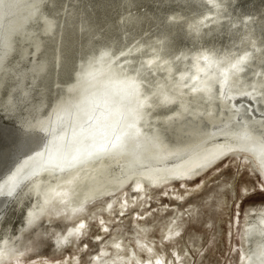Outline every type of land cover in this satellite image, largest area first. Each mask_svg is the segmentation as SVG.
I'll return each instance as SVG.
<instances>
[{"label": "rangeland", "instance_id": "obj_1", "mask_svg": "<svg viewBox=\"0 0 264 264\" xmlns=\"http://www.w3.org/2000/svg\"><path fill=\"white\" fill-rule=\"evenodd\" d=\"M10 1L11 0H4V3H3L2 8L0 10V13H1L0 14V26H2L4 24V22L7 21L8 16L6 15L5 9L9 8V6L11 4ZM63 1L64 0H61V2H60V0H57V1L46 0V2H45L44 0L43 1L42 0L41 1L40 0H33V3H32V0H25L22 2V4H20V8L23 11L22 15H24L23 17H26V14L30 12L29 9L31 10L34 8L37 12H39V13L35 12L36 16L38 14L39 20L33 21L32 23H30L31 26L28 25L24 29L23 38L21 36H15L14 43H16V46H17L16 48L18 50H20L17 52V55L12 57L9 60H6L5 62L0 61V73H1L0 74V84H5L4 92H2V95L6 97V102H7L6 104L10 108L13 107L12 105L16 106V104H15L16 100H15L14 95L19 96L20 94L15 92L14 90H16L18 84L20 83V81H18V79L22 75V73H24V71H23L24 69H22V68L25 66H27V68H28L27 71H31V72L27 73L25 71L26 73L24 74V77L20 79L21 82L22 81L25 82V83L23 82L22 85L23 86L25 85L23 88L28 93H26L27 96L24 94L26 96V100L24 99V96H23V104H22V106H20L21 112L20 111L19 112L22 113L23 116L27 115L30 119L32 118L31 120H33V121L36 120L35 122H39V123L40 122L45 123L48 120L50 122V120H52L58 113L64 111L63 108L64 109L70 108L68 110H71L72 108L75 109L76 105H79V104L74 105V103H75L74 100L78 99L80 92H84V93H82L83 96H82V94L80 95V96H82V98L85 96L86 90L88 92V93L86 92V95L88 97L91 95H94L95 93H101L102 90H104L105 88H108L109 85H113L112 81H114L115 79H118V80H116L115 86L121 85L122 87H125V88L127 87L128 90L131 89V87H132L131 96H129L130 101H127L126 105L131 104V106H133L134 111L136 112L137 116L143 110L145 112L144 114H146V115L148 112H150L151 117H148V119L151 120L150 123L148 125H144L142 127H144L143 130L145 132V135H148L152 140L154 139L153 142L156 141L157 143L158 142L161 143L169 135L170 136L168 138L170 139L171 135H172V136H174L175 140L178 137V138H180V140L183 141V142L180 140L178 141V139H177V141H178L177 144H180V145L185 144V142H187V141L189 142L188 139H190V142L193 140L196 141V142L193 141L194 145H199L200 142L202 143V141H203L202 138H201L202 141H200L201 140L200 137L203 136L202 133H204V136L211 133V129L208 127L209 126L208 123H207L208 124V126H207V124H204L205 122L200 123V121H198V120L196 121L195 116H192V114L190 112L188 115V117H189L188 121L190 123L187 120H186L187 122L185 121L186 123H183L185 119H183V122L182 121L181 122L176 121L178 119H174V118L172 119L171 115L169 116L168 113H169L170 107L174 105L173 106L174 108H176V109L179 108L178 111L181 110L180 113L182 112L181 113L182 116L184 115L187 117L188 111L186 109H184L185 111L182 109V107L180 105L182 102L184 103V101L185 102L190 101L191 99H194L195 97H197L198 99L203 98L202 100H204V98H206V97L208 98L207 94L200 96V97L193 94V92L198 93L199 90L206 88V87H200L204 83H206L205 86H207V84H210L209 86H212L216 82L215 85L217 86L218 85L217 83H219V82L223 83L224 82V78L223 79H220V78L225 75V72H223V70L221 71L218 68L219 64L218 65L216 64L217 68L215 66L213 68L212 65H209V67H208L209 63H207L211 58L207 54V51L209 52L210 55H211V53L213 55L216 50H218L220 48H224L226 45L228 46L229 39L225 33L221 32L222 30L220 29V28H222L223 24H220V22H219L220 25L218 26V23L216 21L214 23L212 22V25L207 24L209 27L206 26V24L204 25L205 26L204 27L203 24H201V23H203V21H197L198 23L195 26H193V25L196 22L191 23L190 26L192 28H190V26H188L189 24L186 25L184 20H181L180 17L176 16V17L171 18L170 17L171 15L170 16L167 15L168 13L166 15L163 13L165 18L163 16L162 17L163 19L161 18V21H160V19L156 20L157 19L156 17H155L156 19H153L154 16L152 17L153 14L150 12L149 9L151 7V10H154L155 7H157V4L159 5V3H160L159 0L158 1L156 0L154 2H152L153 0H149V2H148V0H140V2H142V1L144 2V3L139 2L141 4V6H140V4L137 3L139 0L137 2H136V0L135 1L134 0H126V1L123 0L122 2H121V0H119V1L114 0V2H110V0L109 1L108 0H94V1L93 0H74L75 3H73V0H68V2L66 0V2L64 1V3H63ZM88 1H89V4L87 5ZM92 1H93L92 5H95L93 7H91ZM100 1L104 4L102 5V3ZM227 1H229V0H227ZM30 2L32 5L30 4ZM47 2H48V4H47ZM50 2H52V3H50ZM55 2H56V5H55ZM71 2L74 4V6L72 5ZM84 2H85V4H83ZM161 2H162V0H161ZM202 2L204 3L203 0H202ZM41 3H42V7H41ZM62 3L64 5H62ZM66 3L67 4L69 3V4L66 5ZM112 3L115 5H113ZM149 3H151V5ZM164 3H165V1H164ZM29 4L31 5V7ZM46 4L47 5L51 4V5L46 6ZM78 4H81V5H78ZM105 4H106V6H105ZM142 4H144L145 6H143ZM155 4H156V6H155ZM162 4L163 3H160L158 8ZM96 5L98 8L100 6V8H102V10H100V8L98 9L96 7ZM149 5H150V7H149ZM36 6L41 7V8L39 9ZM80 6H82V7H80ZM123 6H124V8H123ZM127 6H129L130 9H127L128 8ZM239 6H241V5L239 4ZM243 6H246V5H242L241 7H238V5H237V7H234V8H240L242 10H245L246 7L244 8ZM45 7L47 9L49 7V9H48L49 11L45 10L46 9ZM50 7H53V11H52V13L54 12L53 14H51L52 9ZM94 7L97 9H95ZM104 7L107 9H105ZM114 7H116V10ZM142 7H143V9H142ZM152 7H153V9H152ZM161 7H164V4ZM231 7H233V6H231ZM253 7L251 6L250 11H249L251 16L254 15V9L252 10ZM120 8L123 9L125 12L123 10H120ZM158 8H156L155 10H158ZM160 8H159V10H160ZM54 9L56 10V12ZM60 9L62 10V12ZM88 9L90 11H88ZM140 9H142L143 12ZM24 11H25V13H24ZM117 11H118V14H117ZM119 11H121V13ZM91 12L93 15L91 14ZM102 12L103 13L105 12L106 15L102 14ZM112 12L113 13L115 12L114 14L117 16V18L114 16V14L112 15ZM252 12H253V15H252ZM55 13L58 16H55L56 15ZM71 13H72V15H71ZM75 13H76V15L73 16V14H75ZM79 13H80V16H79ZM83 13H84V15H83ZM131 13H133V14H131ZM140 13H144V14H142V16H141ZM66 14H68V15H66ZM98 14H100V15H98ZM101 14H102V16H101ZM122 14H124V16ZM129 14L131 15L130 18L128 17ZM138 14L140 16H138ZM250 14L248 13V15H250ZM49 16H51V17H49ZM167 16H169V17H167ZM58 17H60V18H58ZM69 17H72V18H69ZM95 17H97V18L95 19ZM99 17H101V18L99 19ZM111 17H112V19H111ZM138 17H139V19H138ZM83 18H85V20ZM104 18H107V19H104ZM124 18H125V21H124ZM140 18H142V19H140ZM144 18L146 19V22H147V18H150L153 21H150L148 19L149 22L145 23ZM175 18H177V19H175ZM53 19H56V20L54 21ZM76 19H78V20H76ZM88 20H89V22H88ZM165 20H168L172 27H175L176 22H177L178 25L175 28H178V26L183 25L182 22H184L186 27H183V26L182 27L185 30L184 34H185V36H187V38L185 36H184L185 38H182L183 37L182 34H180V36H179V34L171 35L166 30L161 29V27L159 26V24L161 22L162 23L160 25H162L163 22H166V24L169 25V23ZM70 21H72L74 24H72V22H70ZM94 21H96V22H94ZM122 21H123V23H122ZM156 21H158V24ZM179 21H181V22L179 23ZM251 21L252 22L255 21V22H253V23L251 22V23L253 25L255 24V26L257 25V27L259 24H263V25H259V26L260 27L262 26L261 28L264 29V23H263L264 20H262L260 22L258 20L257 23H259V24H257L256 23L257 18L254 19L252 17ZM45 22H48L49 24L51 23L49 25L51 28L53 27V25L55 27V24L57 26V28H55V30H57V31L53 30L54 28L50 29V27H49L50 31H52L54 33H52V35H51V32H50V34L47 35V37L42 36V33H41L42 25H43L42 23H45ZM85 22L86 23L88 22V23L85 24ZM104 22L105 23L107 22L106 25ZM132 22H135L136 25H140V26L138 27L135 25V28H134V23L131 24ZM139 22H141L142 24ZM199 22H200L201 28L199 26ZM92 23L94 25L93 28L91 27ZM95 23H97V25H95ZM148 23H150V25ZM215 23L217 25H213ZM119 24L120 25L123 24V25L119 27ZM59 25H60V27H59ZM71 25H73L74 28L76 26L77 30H75L76 28L75 29L72 28V29H74V30H72ZM80 25L83 27H81ZM87 25H89V26H87ZM126 25L127 26L132 25V26L128 27L131 31L128 30ZM101 26L104 28V30H103V28H101ZM157 26L159 28H157ZM217 26H218V28L220 27L219 30H221V31L217 30L218 29ZM79 27H80V29H79ZM87 27H89V28H87ZM130 27L131 28L133 27V30ZM154 27H156V30L154 29ZM187 27H189V28H187ZM206 27L210 28L212 32L211 31L208 32L207 31L208 29ZM112 28L115 30L117 28L118 31L116 30L117 31L116 32ZM123 28L125 29V32L122 31V30H124ZM126 28L128 31L132 32V35H134V36H131V33L130 32L128 33ZM137 28H140V30ZM142 28H144L148 33L146 32L147 34H144L145 30ZM151 28L154 30L151 31L152 30ZM204 28H206V30ZM85 29L87 31V34H85L86 33ZM87 29H89L91 31H89ZM134 29H136L135 32L137 34L135 32H134L135 34H133ZM186 29L190 30L188 32H191V33L186 32L187 31ZM195 29H197V30L195 31ZM202 29H203V31H202ZM37 30L38 31L40 30L39 33ZM82 30H83V32H82ZM97 30H98V32H97ZM106 30H107V32H106ZM149 30L151 31V33L154 32L155 33L154 35H156V36L154 37V35H152L153 33L151 34L149 32ZM162 30L164 31L163 34H162V32H163ZM75 31L77 33H75ZM110 31L111 32L113 31V32L111 33ZM119 31L120 32L122 31V32L120 33ZM192 31H193V34H196L198 32L197 34H199L200 36L197 34L192 35ZM204 31H206V32H204ZM158 32H159V37L157 34ZM74 33L76 34V37H78V38L75 37ZM100 33H102L103 35ZM115 33L117 35L118 34L119 35L122 34V35H120V38H118V36ZM123 33L125 35L128 34L129 36H127V35L125 36V35H123ZM149 33H150V35H149ZM209 33L210 34L212 33V35H210ZM220 33H222V34H220ZM54 34H55V36H54ZM64 34L67 36V39H66V36H64V38H63ZM67 34H70L71 38L74 37V38H72L73 40L69 39V40H71V42L68 40V38H70V37ZM78 34L81 35V37H82L81 39H79L80 35H78ZM91 34H93V35H91ZM164 34H165V37L163 36ZM166 34H167V36H166ZM27 35L28 36L30 35V37H28ZM56 35H58V36H56ZM59 35L61 36V40L59 39L60 38ZM82 35L85 37V40H84V37ZM88 35H91L92 37L89 36L90 37L89 38ZM147 35H149V36H147ZM168 35H169V37H168ZM188 35L190 36V38ZM112 36L113 37L117 36L116 37L117 39L112 38ZM124 36L126 37V40H125V38H123ZM145 36L149 37L148 40H147V37H145ZM194 36L197 39L196 41H195ZM198 36L201 40H203L202 43H200L201 41H200V39H198ZM201 36H203L204 39L205 38L207 39L205 41V42H207V44L209 41H211V43H213V44L210 45L211 44L210 42L208 45L205 44L204 39ZM25 37H26V40H25ZM55 37H56V41H55ZM96 37H98L99 40ZM127 37L128 38L133 37L134 40L129 38V41H130L129 42V41H127L128 40ZM136 37H137V39H136ZM161 37H162V40H161ZM176 37H178L179 40ZM221 37L223 38L222 40H221ZM225 37H227V38H225ZM27 38H29V40ZM31 38H35L34 40L37 42H38V39L41 38V39H39V42H38L39 44L35 43L36 45L34 44L31 47H29L28 52H30L31 50L34 52V50L36 48V52H37V49H39L38 53H40V54L35 56L36 59L34 61H32L34 63V64L32 63V65L27 58H23V55L26 52L23 53V55H21V53L24 51V49H26L25 47L29 46L28 43L31 40ZM46 38H47V40H46ZM75 38H76V40H75ZM108 38H111V39H108ZM142 38H143V40H142ZM169 38H170V40H169ZM63 39H64V41H63ZM112 39H113V41L111 42L110 40H112ZM154 39L156 42L154 41ZM184 39L185 40L188 39V40H186L187 42ZM189 39L190 40L192 39V42L193 41H195V42L192 43ZM74 40L79 43L80 47H82V50L80 47H78L79 45L77 46L78 43L75 44ZM122 40H124V41L122 42ZM140 40H142L141 42H143V43H140ZM149 40L150 41L152 40V41L150 42ZM168 40L171 43H169ZM225 40L226 41L228 40V43L225 42ZM20 41L22 42L23 45L21 44ZM50 41H51V45H50ZM62 41L64 44H61ZM84 41H86L85 43L88 46V48L86 45H84L85 44ZM147 41H149L148 43H150L149 46H148ZM181 41H183V42L185 41L184 42L185 45L183 44V42L181 43V44H183V45H181L182 47L180 46ZM198 41H199V43H198ZM25 42H28V43L24 44ZM95 42H97V43L102 42L101 43L102 45L100 44L101 48H100L99 43L96 44ZM119 42H120V44L117 45V43H119ZM196 42L199 44L200 47L198 46V44ZM216 42H218V45H219L218 48L216 47L217 46ZM52 43L54 44L53 48H51L53 46ZM71 43H72V45H71ZM106 43H109V45ZM121 43H123L122 45H124L125 48H123L124 46H122ZM124 43H126V45ZM67 44H68V46H67ZM128 44H130V45H128ZM152 44H154V45H152ZM156 44H160L161 47L159 48ZM161 44H165L168 47H166L165 45H163V47H162ZM171 44L173 45V47L171 46ZM204 44H205V46L203 47ZM214 44H216V45L214 46ZM220 44L222 47H220ZM58 45L60 47L62 45V48L60 49ZM63 45L66 48H64ZM73 45L76 46L77 48L74 47ZM82 45H84V47H86L87 50L85 48H83ZM195 45H196V47H194ZM132 46H133V48H132ZM169 46H171L172 48ZM207 46H208V48H207ZM22 47H24V48H22ZM44 47H46V49ZM67 47H68V50L72 47L71 48L72 51L69 50L71 52L68 53ZM94 47H98L97 50L94 49ZM149 47H150V49H149ZM211 47H212V49H211ZM215 47L217 49H215ZM237 47H239L238 44H237ZM119 48H121V49H119ZM196 48H197V50H196ZM255 48L257 49V47H254L253 49L245 50L244 53L242 52L241 56H239V57L244 56L246 53H248L249 55L251 54L250 55L251 57H249V55H248L246 62L249 61V63L251 62L252 65L253 64H260V65H262V67L264 69V59L262 58L263 62H261L260 59H257L258 56L260 55V52L258 49L256 52H254ZM54 49H55V51H52ZM73 49H78V50H73ZM98 49H99V51H98ZM125 49L126 50L128 49L129 52L125 51ZM135 49H137V50H135ZM155 49L156 50L159 49V51H160V49L162 50V51H160V52H162L161 57L159 55L160 52H158V50L156 52ZM168 49L169 50L171 49L170 50L171 52ZM182 49H183V51H185L184 53L181 52ZM208 49L209 50L211 49V50L209 51ZM60 50H63V52L61 51L62 52L61 53ZM85 50H86V54L83 53V52H85ZM92 50L98 51V53L95 51L93 52ZM75 51H77L76 53L78 55H80V58H79V56H77ZM140 51H142V53H140ZM177 51L179 52L178 53L179 57H177L178 59L174 57L177 55ZM249 51H251V52L249 53ZM43 52H45V55ZM80 52H81L83 57L81 56ZM92 52H93V54H91ZM99 52H100V54H99ZM165 52H167L168 54ZM54 53H56V54H54ZM64 53H66V55L70 54L73 56L70 57V55L69 56L67 55V57H66ZM95 53H97V54H95ZM112 53H113V55H112ZM127 53H128V56H127ZM172 53L174 55V56H172L173 58L170 55ZM257 53L259 54L258 56H256ZM58 54L60 55V57ZM83 54H85V56ZM89 54H90V56H89ZM182 54H184L185 58L187 56V58H186L187 60L184 59ZM198 54H201V55H198ZM56 55H58V56H56ZM95 55H97V56H95ZM190 55H191V57H190ZM196 55H198L200 59L198 58V56L196 57ZM137 56H138V58H137ZM150 56H152V57H150ZM181 56H182V58L179 61V58ZM208 56H209V58H208ZM255 56H256L257 60H254ZM51 57H52V59H51ZM81 57H82V59H81ZM89 57H91V58H89ZM167 57H168V60L165 59ZM53 58L55 59V62H54ZM70 58L71 59L73 58L76 63H74V60L73 59L71 60ZM85 58H87V60ZM163 58H164V60H163ZM191 58L193 61H191ZM238 58L233 60V62L236 61ZM144 59H146V60L143 61ZM155 59H158V60H155ZM198 59H199V61H198ZM69 60L71 62H73L74 64H72V63L69 64L70 63ZM94 60H95V62H94ZM107 60H109V61H107ZM121 60L123 62H121ZM136 60L138 62H136ZM188 60L190 61V64H188L189 63ZM205 60H206V62H205ZM91 61L94 62V65L92 64ZM113 61H114V63H112ZM127 61H128V63H127ZM131 61L133 62V64ZM150 61H151V63H150ZM162 61L163 62L166 61V63H163ZM171 61H173V62H171ZM182 61L184 63H182ZM202 61H204V62H202ZM105 62L106 63L108 62V63L106 64ZM185 62H187V64H185ZM79 63H81V65L77 66ZM86 63H88L89 65ZM90 63H91V65H90ZM136 63H138L137 66H136ZM201 63L203 65L202 67H201ZM251 63L249 65L247 63H244L245 65H243V66L246 69H249L248 67L251 66ZM101 64H103V65L101 66ZM113 64H115V65H113ZM134 64H135V67H133ZM149 64L152 67H149ZM162 64H164V65H162ZM165 64H166V66H168V64H169V67H166ZM170 64L172 65V67ZM72 65L74 67V71H73ZM87 65L89 66L88 68H87ZM92 65H93V69H95L97 67V69L100 70V71H98L99 74L101 71H102V73L104 72L103 73L104 75L101 73L103 76V79H101V77H102L101 74H100V77L97 76V75H99V74H97L95 76V78H97V79L94 80V81H96L95 82L96 85H94V82H92V83H90L89 88L84 87V91H83V89H81L82 85L80 87L77 83L82 82L81 79L83 80L84 75L89 73V71H87V73H86L85 70L88 69L91 71ZM107 65H109V67H107ZM117 65H118V67H117ZM141 65L143 66L144 69H147V70L142 69ZM197 65H198V68H197ZM66 66H67L68 71L66 70V73H65V69H66L65 67ZM128 66L132 67V68H129ZM153 66H154L155 70L153 69ZM205 66L208 68L209 71L206 69ZM51 67H53L54 69ZM63 67L65 69L61 70V68H63ZM98 67H100L101 69ZM102 67H104V68H102ZM121 67L125 68V69L127 68L126 71H125V69H122ZM158 67H159V69H157ZM170 67H171V70H169ZM175 67L177 69L176 73L179 74V75L177 74L178 77L175 73H173V72H175L174 70H176V69H174ZM184 67H185V69H184ZM41 68H42V70H41ZM77 68H78V70H77ZM163 68L168 73H166L165 71H162ZM180 68H181V70H180ZM188 68H190V69L192 68V71H193V69H194V71L192 72ZM58 69H59V71H61L60 73L57 72ZM70 69H71V71H70ZM120 69H122V70H120ZM128 69L130 70V72L127 71ZM205 69L208 71V74H206V77L204 75L206 73ZM40 70L42 72V73H40V76L43 75L45 77L47 75L51 78V75H53L52 79L54 80L53 81L54 84H57V85L60 84L59 85L60 87L56 86V85H55V87L51 86L52 92H50L48 90H47V92H44L46 94L48 93V95H47L48 99L45 96V94H44V97L41 96L40 99H39V97H36L37 96L36 90L34 91V89L36 87L33 85V83L31 84V82L33 80V74L40 72ZM43 70L45 71L44 73H43ZM50 70H51V72L49 73ZM53 70H55V71H53ZM117 70H119V71H117ZM134 70H136V71H134ZM139 70L141 73L138 72ZM148 70H149V72L153 70V73L150 72L148 75V73H147ZM157 70H159V71H157ZM214 70L217 71L216 74H215V72H213ZM75 71H77V72H75ZM108 71L111 72V74L110 73L108 74ZM169 71L173 74H170ZM53 72H54V74H53ZM72 72H73V75H72ZM105 72H106V74H105ZM124 72H125V75L129 74V76L127 75L129 78L123 74ZM221 72H223V74ZM45 73H46V75H45ZM61 73H62V75H61ZM75 73H76V75H77V73L78 74L81 73V74L77 75V78H76ZM112 73H114V74L112 75ZM121 73H122V75H120ZM130 73L132 75H135L134 73H136V75L132 76ZM156 73H157V75L159 73H161L158 75V76H160V77H158V79L156 78L157 77ZM212 73H214L215 75ZM261 73H257V75H255L256 78H257L258 74H260V75H262L261 78L264 79L263 78L264 77L263 76L264 71H262ZM57 74L59 75V77L56 76ZM139 74L140 75L143 74V76H140L137 79V76H139ZM151 74H152V76H151ZM194 74L196 75V77H194ZM217 74L218 75L222 74V75H221V77L219 76L220 77L219 78L216 76ZM69 75H71V76H69ZM74 75H75V77H74ZM106 75H107L108 79L106 78ZM153 75H155L156 77ZM167 75H168V78H167ZM171 75H172V77H171ZM64 76H65V79L66 78L68 80L70 79L69 83H66V82H65V84L59 83V81H60L59 78H62ZM67 76H69V77H67ZM72 76L75 79H73ZM130 76H132L133 78L131 79ZM147 76H149V78L151 76L152 81L150 79H148ZM161 76H162L163 80H162ZM201 76L203 78H201ZM210 76H212V77L214 76V77L212 78ZM255 76H254V78H255ZM17 77H18V79H17ZM141 77H143L145 79L143 80V78L141 79ZM170 77H171V81H170ZM79 78H80V80H79ZM109 78H110V80H109ZM112 78L113 79L115 78V79L113 80ZM256 78L254 80L258 82L257 79L259 78L258 83L260 84V82H262V79L260 78V76H258L257 79ZM146 79H147V81H145ZM176 79H178V80H176ZM75 80L77 83L75 82ZM104 80H109V81H106V83H104L105 82ZM131 80H133V82ZM153 80H155V83ZM172 80H176L177 82L179 81L178 85H176L177 82H176V84H173V82L175 83V81H172ZM194 80L196 81V83L193 82ZM57 81H58V83H57ZM72 81H74L75 84H77L78 86L75 84L73 85L74 82H72ZM98 81H101L103 83L101 84V82H98ZM141 81H142V85H141L142 88L141 89L142 90L144 89L141 92L142 94L144 92V94L142 96L143 99L139 98L141 101H136L135 99L137 96V88L141 87L140 86ZM160 81H163V84H164V81H166L164 84V86L165 85L166 86L163 87L161 85L162 82H160ZM189 81H191V82H189ZM199 81H201V82H199ZM147 82L149 85L147 84ZM156 82H158V83L156 84ZM181 82L183 83L182 84L183 86H181V84H180ZM184 82L185 83L187 82V83L184 84ZM107 83H108V85H107ZM131 83H133V85H131ZM150 83H152L153 87L150 85ZM190 83L192 84V86L195 85V87H193V89H192V87L189 88V86H191ZM80 84H82V83H80ZM143 85L144 86L147 85L148 87H150V88L147 87L149 89V91H147L148 89L145 88ZM156 85L157 86L159 85L158 88H156L157 87ZM160 85L162 86L163 90H164V88L165 89L167 88L166 89L167 91L164 90V91H162L163 92L162 93L161 92L162 89L160 88L161 87ZM184 85H186V86L188 85V87H186V86L184 87ZM74 86H75L76 90H74L75 89ZM90 86H93V88H91ZM100 86H102V87L100 88ZM216 86H214V87H216ZM57 87H59V88H57ZM61 87L65 88L66 90H64ZM78 87H79V89H78ZM214 87L212 86L211 91L217 90L216 91L217 95L215 94L214 96H217V98H218V95H219L218 92L220 91L221 87L220 86L218 88L216 87L217 89H214ZM72 88H74V89L71 90ZM95 88H96V90H95ZM97 88H98V90H97ZM188 88L190 90H188ZM58 89H60V92L57 91ZM61 89H63V90H61ZM77 89L80 92H78ZM88 89L91 91H88ZM168 89L170 92L172 91L171 94H173L174 96H172L169 93ZM31 90L34 92H30ZM192 90H195L197 92L192 91ZM61 91H63V92H61ZM72 91H73V93H72ZM151 91H153V92L150 96ZM182 91H183V95H182V93H180ZM186 91H187V93H186ZM211 91H210V93H211ZM154 92H155V95L157 98L153 94ZM159 92H161V93L158 94ZM176 92H177V95H179V96H176V94H175ZM207 92L208 91H206L205 93H207ZM34 93L36 96H34ZM60 93H62V94H60ZM67 93H69V95H67ZM76 93H79V94H76ZM90 93H91V95H90ZM145 93L148 94V95L146 94L148 96V98L145 95ZM39 94H38V96H39ZM64 94H66V95L64 96ZM70 94L72 97H70ZM161 94L163 95L162 97H161ZM21 95H22V93H21ZM28 95H32V96L30 97ZM164 95H167L165 97L166 98L168 97L170 99V101H171V98H173V97L178 98L180 96L182 97L185 95H186V97H182L185 99V100L182 99L183 101L181 100V98H180V101H179V99H177L179 102L173 98L174 104L172 102V105L169 106L170 103L168 101L165 103V101L168 100V98L167 99L164 98ZM67 96H69V97H67ZM152 96H154V97H152ZM158 96H159V99H158ZM170 96H172V97H170ZM187 96L188 97L190 96V98H187ZM12 97H14L13 100H12ZM21 97L22 96H20V98ZM28 97H30V99H28ZM61 97H62V99H61ZM49 98H50V100H49ZM55 98H57V99H55ZM133 98H135V99H133ZM154 98H156V100H157L156 102H154L155 101ZM197 98H195V99H197ZM58 99H60L61 100L60 102L62 103V104L61 103L59 104V107H58V103H59ZM152 99L154 100L153 102H152ZM160 99L162 101H164V99H166V100L162 104V101ZM28 100L30 101L31 104L33 103L32 107H31V104H29ZM42 100H43V102H42ZM51 100L53 101V103L49 102ZM11 101H13V102H11ZM71 101H73V102H71ZM81 101H84V99H81ZM35 102H37L39 104H36ZM66 102H67V104H66ZM68 102H69V105H68ZM70 102H71V106H70ZM64 103H65V105H64ZM147 103H148V105L150 104L149 105L150 107L147 106ZM153 103H155V105ZM156 103H158V105ZM152 104H153V107L151 106ZM165 104H167L168 108ZM72 105L75 107H73ZM33 106L34 107L37 106V107L34 108ZM138 106H140L141 107L140 109H142V110H139ZM158 106H159V108L162 106L161 107L162 109L161 110L158 109L157 108ZM60 107H63V108H60ZM164 107H166L167 109ZM13 108H15V107H13ZM38 108H39V110H38ZM55 108H57L56 109L57 112H56V110H54ZM155 108H157L158 110L156 111ZM22 109H24V112H22ZM30 110H31V112H30ZM163 110H164V112H163ZM28 111L30 113H28ZM36 111H38L37 114L35 113ZM158 111H162L163 113L158 112ZM151 112H153V114ZM154 112H155V114H154ZM183 112H186V113L183 114ZM25 113H27V114L24 115ZM166 113H167V115H166ZM33 114L37 115V116L35 117V116H33ZM40 114H42V115H40ZM161 114H162V116H161ZM190 114H191V116H190ZM156 115H157V118H156ZM165 115H166V117L169 116L170 118L169 117L166 118ZM42 116L44 119L42 118ZM50 116L52 117V119ZM163 117L166 119H164ZM23 119H25L29 123L32 122V121L28 120V118L23 117ZM162 119L164 120L165 123H166V121H168V122L166 124L164 123L165 124L164 125L162 123L163 122ZM169 119H171V122H169ZM191 119L192 120L194 119L195 121L194 120L192 121ZM200 119L201 118H199V120ZM172 121H174L173 122L174 123V129L172 126ZM35 122H32V123H35ZM194 122H195V124H194ZM22 123H24V125H26L25 122H22ZM177 123H179L178 126H177ZM181 123H182V129H181V126L179 127V125ZM187 123H189V124H187ZM244 123H246V122H244ZM167 124H169V125H167ZM197 124H199V125H197ZM152 125H153V130H152ZM154 125H155V127L157 126L156 127L157 129L154 127ZM183 125L186 127L188 126V127L186 128ZM201 125H204V126L202 127ZM163 126H165V127L162 128ZM166 126H168V128H166ZM197 126H200V127H197ZM205 126H206V128H204ZM176 127L179 128V130ZM196 127H197L198 131L196 129L194 130V128H196ZM207 127L209 128V131H207V129H208ZM192 128H193V130H192ZM158 129L159 130L162 129V130L158 131ZM180 129H181V132H180ZM189 129H190V131H189ZM167 130H168V132H167ZM169 130L171 131V133ZM201 130H203V132H201ZM53 131H54V129H53ZM204 131H206V132H204ZM33 132H36V136H37L36 142L39 143L38 145L42 146V144H45V146H46L48 144L47 147H49V146H51V144L52 145L56 144L55 139H57V138H54L53 140L50 139V137H48L49 136L48 133H46L44 131H38L37 129H36V131L33 130ZM157 132H161V133L158 134ZM190 132H191V134H190ZM195 132H196V135H195ZM213 132H214V130H213ZM167 133L168 134L170 133V134L167 136ZM180 133H181V135H180ZM200 133H201V135H200ZM161 134L162 135L164 134L165 138L163 137L164 135L162 136ZM254 134L259 136V134H257V133H254ZM153 135H154V137H152ZM156 135H158V136L161 135L160 137L163 139H160V137L158 139V136H156ZM183 135H185V138ZM76 136H77V134H76ZM196 136H197V139H196ZM138 138H140V137H138ZM48 139H50V140L48 141ZM191 139H193V140H191ZM184 140H185V142H184ZM34 143H35V141H34ZM193 143H191V147H189L187 149V151L194 147ZM185 147H187V145H185ZM40 148H42V147H40ZM58 149H60V147ZM113 153H115V154H113ZM113 153L112 152L111 153H103V154H100L96 158H93V159L81 158V159H77V160L70 161V162L66 161V164H63V165H61L59 163H45L44 161H42V158H41L38 161V164L34 167L31 175L26 180L27 181L30 180L31 177L34 178L36 175L40 174L41 172H44V173L45 172H47V173L48 172L49 173L55 172L54 173L55 175H61V174H64L66 172L73 170V168H76L79 165L84 164L86 161H88V162L99 161L101 159L107 158V157L112 156V155L117 157V158H120L122 161L125 159L124 161L125 162L128 161L132 166L133 165L136 166L137 164H139L140 159H142L141 157L134 155V154L131 156V154L128 155V154H125L124 152H113ZM176 153H178V152H176ZM176 153H173V155H172V157L175 156L173 158L174 160L172 159L173 161H175V160L177 161V159H180V158H183L186 156L185 153L183 155H181V153H179L180 155H178ZM174 154H176V155H174ZM254 161H256V160L254 158V155L251 153L250 154L247 153V156L242 155V154L241 155H237V154L232 155V156H229V157H226L225 159H223L221 162H219L216 166L211 168L209 171L198 175L196 178H194V180L186 181V182L173 181L172 183H170L166 186L158 187V188L152 187L148 183H146L143 186V188L141 187V188L136 189L135 185L137 183H136V181L132 180L131 182H128V184L125 185V187L123 189L121 188L118 191H116L110 195H107L104 197H98V198L91 200L90 202H88L86 204V206L82 210H80L77 214H74V215L70 214V212H67V210L64 206L58 205L56 208H53L49 212V214H46L45 216L41 215L40 219L36 223V225L29 232L24 234V237H23L22 242L20 244V248L24 251L23 256L18 257L17 259H14V260L11 259V260L5 262L4 264H156L157 261H160L161 264H243V258H244L243 254H244V250L246 249V247L242 243V237L244 236V233H246V231H248L250 229L248 227V225L246 226V220H247L248 212H249L250 208H258L259 209L261 207H264V175L261 174L262 172L258 169V167L256 166ZM67 167H69V168H67ZM34 182L30 181L28 183V186L30 189L28 191L29 194H26V196L27 195H45V193H42L39 191L40 185H37V183H36V185L33 186V184H35ZM34 213H35L34 209L28 210L27 214H28V222L29 223L32 221V219L34 217ZM262 214H263V211H260V210H258V211L255 210L252 212V215H254V216L262 215ZM20 216H21V213L19 212V214H17V215L14 214L7 221H9L10 223L17 224L18 221L20 220ZM262 223H264V222H262ZM80 224L84 225V227L81 228V231H79L78 233H74L73 235H70V237L68 238L70 229L74 228L76 226H79ZM244 225L246 226V228L244 227ZM105 229H106V231H105ZM176 233H179V234L176 235ZM65 237L69 239L66 246L58 245V244L64 243L63 241H64ZM116 244L119 245V247H116L115 246ZM255 248H257L261 252H264V246L261 243L255 244ZM248 262H249V260H248Z\"/></svg>", "mask_w": 264, "mask_h": 264}, {"label": "bare ground", "instance_id": "obj_2", "mask_svg": "<svg viewBox=\"0 0 264 264\" xmlns=\"http://www.w3.org/2000/svg\"><path fill=\"white\" fill-rule=\"evenodd\" d=\"M25 1V0H11L10 1V6L9 8H6L5 11H6V15L8 16L7 17V21L4 22V24L2 26H0V61L2 62H5L6 60H9L11 59L12 57L16 56L17 55V52L20 51L18 50L16 47V43H14V38L15 36H21L23 38V31L24 29L30 25V23H32L33 21H38L39 20V16L37 14L36 16V13H39L37 12L34 8L33 9H29V13L26 14V17H23L24 15H22V10L20 8V4H22V2ZM41 1V0H40ZM43 1V0H42ZM46 2V0H44ZM57 1V0H55ZM66 2V0H64ZM63 1V3H64ZM94 1V0H93ZM93 1L91 2V5L93 3ZM109 1V0H108ZM119 1V0H117ZM116 1V2H117ZM123 0H121L122 2ZM126 1V0H125ZM135 1V0H134ZM138 0H136L137 2ZM156 0H153L152 2H154ZM158 1V0H157ZM160 3H163L164 4V7H161L163 6V4L158 8L159 5L157 4V7L158 10H151V3H149V7H150V12L153 14L152 17L154 16L153 19H156V20H159L161 21V18L164 16V14L166 15H171L170 17L173 18V17H180L181 20H184L185 24L190 26L191 23H194L196 22L193 26H195L198 22L197 21H203V26L206 24V26H208L207 24H211L212 25V22H216L218 23V26L220 24H223L222 28H220L221 30H219L218 26H217V30L218 31H221L223 33H225L229 39V43H228V40L225 42L228 43V46L224 48H220L218 50H216L214 52V54L211 55L209 54V52L207 51V54L211 57L210 60L207 62L209 63L208 64V67L209 65H212V67L214 68V66L216 67V64L218 66V68L223 72H225V75L223 77H221V75L223 74V72H221L222 74L221 75H216L217 77H219L220 79H223L224 78V82H219L217 83L218 85L216 86L215 83L212 85L213 87L216 86L217 88L220 86L221 89L220 91L218 92V98L217 96H214L215 94L217 95V90L216 91H211L212 90V86H209L210 84H207L204 83L202 84V86L200 87H206L204 89H201L198 91V93H194V95L196 96H203L205 94L208 95V98H204V100L202 99H191L190 101H184V103L182 102L180 105L182 107V109H186L188 111V114H187V117L189 115V112L192 114V116H195V119L196 121H200V123H203L205 122L204 124H207V126L211 129V133L208 134V135H205L204 136V133L202 137H200V141H202V143L200 142L199 145H194L193 141L190 142V139H187L189 140V142H185V144H177L178 141L180 140V138L177 137V139L175 140L174 139V136L171 135V138L169 139L168 137L170 136L169 134L167 133V138H165V135L162 136L165 138L163 140V142H153V140L148 136V135H145V132L143 130L144 125H148L150 123V119H148V117H151L150 115V112L146 114H144V110L141 111V113L137 116L136 112L134 111V108L133 106H131V104H128L126 105L127 101H130L129 99V96H131V89H127V87H122L121 85H116L115 86V83H116V80L118 79H113L114 81H112L113 85H109L108 88H105L104 90H102L101 93H95L94 95H90L91 96H87L86 95V92L87 90L85 91V96L82 98L84 92H80L78 89V92H80V95L82 94V96L79 95L78 99L77 100H74L75 104H79V105H76L73 106L75 107L72 108L71 110H68L70 108H67V109H64L63 107H60V108H63L64 111L58 113L53 119L51 117L52 120H49L46 121L45 123L44 122H35L33 120H31L25 113L24 115L26 116H23L21 112V109H20V106H22L23 104V96H24V99L26 100V96L28 92H26V90H24V86L22 85V83L24 81L21 82V78L24 77V74L27 72V73H30L31 71H27L28 68L27 66L23 67L22 69H24V73H22V75L19 77H17L18 81H20V83L18 84L16 90H14L15 92L19 93L20 95H14L15 97V104L16 106L12 105L13 107L15 108H10L6 103V97L2 95V92H4V87H5V84H0V114L3 118H5V120L12 124V125H16L21 123L22 122H25L26 125H24V123H21L22 124V131L21 133L23 134H26L28 136L30 135H33L31 136L32 137V140L35 141L34 143V146L35 148L32 149L31 151H29L28 153H26L25 155H20L18 156L17 160H15V163L13 165V167L11 169H9L8 171L4 172L1 176H0V264H4L5 262L9 261V260H14V259H17L18 257H21L23 256V253L24 251L20 248V244L22 242V239L24 237V234L29 232L35 225L36 223L39 221L40 219V216L43 215L45 216L46 214H49V212L53 209V208H56L58 205L60 206H64L67 210V212H70V214L74 215V214H77L80 210H82L86 204L88 202H90L91 200L95 199V198H98V197H104V196H107V195H110L116 191H118L119 189H123L125 187V185L128 184V182H131L132 180L136 181V185H135V188L138 189V188H143V186L148 183L150 186L152 187H163V186H166L170 183H172L173 181H179V182H186V181H191V180H194V178H196L198 175L200 174H203L207 171H209L211 168H213L214 166H216L219 162H221L223 159H225L226 157H229V156H232V155H245L247 156V153L248 154H253L254 155V158L255 160L257 161H254L256 166L258 167V169L262 172L261 174L264 175V163H261V159H262V154H264V135H261V133H264V79L261 78L262 75L258 74V76H260V78L262 79V82H260V84L258 83L259 82V78L255 75H257V73H261L262 71H264L262 65L260 64H253L251 63V66H249L248 68L249 69H246L243 65L245 64H242L240 67L242 68L241 71H234L231 69V64L236 62L233 60H235L236 58H238L239 56H241L242 52L244 53L245 50H250V49H253L254 47H257V49L259 50L260 52V55L257 53L256 56H258L257 59H260L261 62L262 61V58L264 59V29H262L259 25H263V24H259L257 23L258 20L259 22L264 20V0H215V4L214 5H209L208 4V0H203L204 3L202 2V0H159ZM165 1V3H164ZM206 1V2H205ZM44 2V3H45ZM61 2V0H60ZM68 2V0H67ZM81 2V1H80ZM79 2V3H80ZM86 2V1H85ZM85 2L83 4H85ZM101 2V1H100ZM99 2V3H100ZM110 2H114V0H110ZM132 2V1H131ZM140 0L137 2L138 4L142 3L140 2ZM149 2V0H148ZM4 3V0H0V10L2 8V5ZM32 3H33V0H32ZM52 3V2H50ZM58 3V2H57ZM62 3V5H64ZM72 3V2H71ZM70 3V4H71ZM73 3L74 0H73ZM72 3V5L74 6V4ZM97 3V2H96ZM102 3V2H101ZM125 3V2H124ZM144 3V2H143ZM24 4V3H23ZM31 4V2H30ZM29 4V5H30ZM48 4V2H47ZM46 6H50V5H47ZM69 4V3H68ZM66 3V5H68ZM89 4V1L87 3V5ZM104 3H102L103 5ZM113 4V3H112ZM119 4V3H118ZM117 4V5H118ZM239 4L242 6V5H246V6H243L245 8V10H242L240 8H234V7H241L239 6ZM32 5V4H31ZM30 5V7H31ZM55 5H56V2H55ZM78 5H81V4H78ZM115 5V4H113ZM137 5V4H136ZM143 6H145L144 4H142ZM25 6V5H24ZM39 6V5H38ZM70 6V5H69ZM76 6V5H75ZM90 6V5H89ZM95 5H92L91 7H93ZM106 6V4H105ZM109 6V5H108ZM139 6V5H138ZM137 6V7H138ZM141 6V4H140ZM156 6V4H155ZM175 6V7H174ZM208 6V7H207ZM233 6V7H231ZM251 6L253 7L252 10L254 9V15H253V12H252V15L250 14V8ZM27 7V6H26ZM25 7V8H26ZM29 7V8H30ZM37 7V6H36ZM41 7H42V3H41ZM41 7H37V8H41ZM58 7V6H57ZM60 7V6H59ZM71 7V6H70ZM77 7V6H76ZM82 7V6H80ZM84 7V6H83ZM97 7V5H96ZM102 7V6H101ZM128 8L127 9H130L129 6H127ZM131 7V6H130ZM135 7V6H134ZM242 7V8H243ZM36 8V9H37ZM44 8V7H43ZM46 8V7H45ZM52 10H51V14L52 11H53V7H50ZM55 8V7H54ZM95 8V7H94ZM98 8V7H97ZM95 8V9H97ZM100 8V6H99ZM98 8V9H99ZM105 8V7H104ZM110 8V7H109ZM115 10H116V7H114ZM119 8V7H118ZM124 8V6H123ZM132 8V7H131ZM139 8V7H138ZM141 8V7H140ZM146 8V7H145ZM49 9V7H48ZM47 8L45 10H48ZM85 9V8H84ZM107 9V8H105ZM126 9V8H125ZM143 9V7H142ZM140 9V10H142ZM153 9V7H152ZM38 10V9H37ZM42 10V9H41ZM55 10V9H54ZM61 10V9H60ZM68 10V9H67ZM86 10V9H85ZM100 10H102V8H100ZM110 10V9H109ZM108 10V11H109ZM120 10H123L120 8ZM133 10V9H132ZM28 11V10H27ZM49 11V10H48ZM88 11H90L88 9ZM98 11V10H97ZM124 11V10H123ZM131 11V10H130ZM137 11V10H136ZM36 12V13H35ZM44 12V11H43ZM56 12V10H55ZM62 12V10H61ZM60 12V13H61ZM76 12V11H75ZM93 12V11H92ZM91 12V14H92ZM121 13V11H119ZM125 12V11H124ZM135 12V11H134ZM138 12V11H137ZM136 12V13H137ZM141 12V11H140ZM143 12V10H142ZM25 13V11H24ZM45 13V12H44ZM58 13V12H57ZM94 13V12H93ZM115 13V12H114ZM112 12V15L114 14ZM164 13V14H163ZM248 13L250 15H248ZM1 14V13H0ZM29 14V15H28ZM43 14V13H42ZM56 14V13H55ZM63 14V13H62ZM96 14V13H95ZM102 14H105V12ZM101 14V16H102ZM111 14V13H110ZM117 14H118V11H117ZM133 14V13H131ZM135 14V13H134ZM142 14L144 13H140V15L142 16ZM28 15V16H27ZM44 15V14H43ZM49 15V14H48ZM68 15V14H66ZM72 15V13H71ZM76 15L73 14V16ZM84 15V13H83ZM93 15V14H92ZM100 15V14H98ZM106 15V14H105ZM124 16V14H122ZM138 14V16H140ZM55 16H58L57 14ZM60 16V15H59ZM72 16V17H73ZM79 16H80V13H79ZM114 16L117 18V16L114 14ZM113 16V17H114ZM121 16V15H120ZM145 16V15H144ZM167 16V17H169ZM51 17V16H49ZM53 17V16H52ZM68 17V16H67ZM72 17H69V18H72ZM76 17V16H75ZM74 17V18H75ZM78 17V16H77ZM92 17V16H91ZM90 17V18H91ZM109 17V16H108ZM122 17V16H121ZM128 17L130 18L131 15L129 14ZM127 17V18H128ZM156 17V18H155ZM252 17L255 19L257 18V21L256 23L259 24L258 27L257 25L255 26V24L253 25L252 23L255 22V21H251ZM57 18V17H56ZM60 18V17H58ZM68 18V19H69ZM73 18V19H74ZM97 17H95L96 19ZM101 17H99L100 19ZM133 18V17H132ZM131 18V19H132ZM165 18V16H164ZM30 19V20H29ZM64 19V18H63ZM85 20V18H83ZM89 19V18H88ZM92 19V18H91ZM94 19V18H93ZM104 19H107V18H104ZM112 19V17H111ZM139 19V17H138ZM142 19V18H140ZM145 19V18H144ZM148 19L150 21H153L152 19L150 18H147V22ZM163 19V18H162ZM177 19V18H175ZM54 21L56 19H53ZM52 20V21H53ZM60 20V19H59ZM78 20V19H76ZM80 20V19H79ZM127 20V19H126ZM179 20V19H178ZM68 21V20H67ZM74 21V20H73ZM101 21V20H100ZM115 21V20H114ZM124 21H125V18H124ZM135 21V20H134ZM142 21V20H141ZM145 23L146 22V19L144 20ZM155 21V20H154ZM159 21V22H160ZM169 23V25L166 24V22H163L162 25L159 24V26L161 27V29H164L166 30L167 32H169L171 35H175V34H182V38H187V36H185L184 32L185 30L183 29V27H186V25L184 24V22H182L183 25H180L178 26V28H175L177 27V22H176V26L175 27H172L170 25V22L168 20H165ZM176 21V20H175ZM174 21V22H175ZM72 22V21H70ZM76 22V21H75ZM79 22V21H78ZM82 22V21H81ZM89 22V20H88ZM87 22V23H88ZM96 22V21H94ZM93 22V23H94ZM157 24H158V21H156ZM181 21H179L180 23ZM220 22V24H219ZM252 22V23H251ZM2 23V22H1ZM38 23V22H37ZM83 23V22H82ZM85 22V24H87ZM93 23H92V28H93ZM101 23V22H100ZM105 23V22H104ZM107 23V22H106ZM105 23V25H106ZM121 23V22H120ZM123 23V21H122ZM134 23V28H135V22H132L131 24ZM141 23V22H139ZM151 23V22H150ZM150 23H148L150 25ZM264 23V22H263ZM42 36H45L47 37V35L50 34L51 32V35L52 31H50V29L54 28L53 30H55V28H57L56 24H55V27L53 25V27L51 28L49 25L48 22H45V23H42ZM72 24H74L72 22ZM84 24V25H85ZM125 24V23H124ZM128 24V23H127ZM142 24V23H141ZM95 25H97V23H95ZM123 25V24H122ZM119 24V27L122 26ZM185 25V26H184ZM213 25H217L216 23L213 24ZM31 26V25H30ZM37 26V25H36ZM71 29L74 28L73 25H71ZM75 26V25H74ZM81 26V25H80ZM89 26V25H87ZM116 26V25H115ZM127 26V25H126ZM129 26H132V25H129ZM127 26V28L129 27ZM136 26H140V25H136ZM147 26V25H146ZM183 26V27H182ZM199 26H200V22H199ZM198 26V27H199ZM202 26V27H203ZM225 26V27H224ZM38 27V26H37ZM50 27V29H49ZM60 27V25H59ZM83 27V26H81ZM107 27V26H106ZM110 27V26H109ZM114 27V26H113ZM205 27V26H204ZM209 27V26H208ZM212 27V26H211ZM216 27V26H215ZM260 27V28H259ZM76 28V26H75ZM74 28V29H75ZM89 28V27H87ZM97 28V27H96ZM101 28H103L101 26ZM125 28V27H124ZM123 28V29H124ZM126 28V30H127ZM131 28V27H130ZM157 28H159L157 26ZM189 28V27H187ZM190 28H192L190 26ZM194 28V27H193ZM201 28V26H200ZM199 28V29H200ZM207 28V27H206ZM206 28H204L206 30ZM31 29V28H30ZM39 29V28H38ZM60 29V28H59ZM58 29V30H59ZM72 29V30H74ZM80 29V27H79ZM106 29V28H105ZM113 29V28H112ZM133 30V27L131 28ZM140 30V28H137ZM144 29V28H142ZM150 29V28H149ZM152 29V28H151ZM154 29L156 30V27H154ZM154 29H152L151 31H153ZM160 29V30H161ZM208 32L211 31L210 28H207ZM210 29V30H209ZM77 30V28L75 29ZM89 30V29H87ZM104 30V28H103ZM115 30V29H113ZM116 30L118 31V29L116 28ZM115 30V31H116ZM120 30V29H119ZM128 30H130L128 28ZM127 30V31H128ZM136 29H134L133 31V34H135ZM145 30V29H144ZM148 30V29H147ZM159 30V29H158ZM157 30V31H158ZM187 30V29H186ZM194 30V29H193ZM197 29H195L196 31ZM29 31V30H28ZM38 31V30H37ZM40 31V30H39ZM38 31V33H39ZM57 31V30H55ZM67 31V30H66ZM80 31V30H79ZM86 31V29H85ZM84 31V32H85ZM91 31V30H89ZM116 31V32H117ZM125 32V29L122 30ZM121 31V32H122ZM131 31V30H130ZM128 31V33L130 32ZM138 31V30H137ZM151 31L149 30V32L151 33ZM163 31V30H162ZM190 30H187L186 32H188ZM203 31V29H202ZM60 32V31H59ZM73 32V31H72ZM71 32V33H72ZM83 32V30H82ZM96 32V31H95ZM98 32V30H97ZM101 32V31H100ZM107 32V30H106ZM111 32V31H110ZM113 32V31H112ZM111 32V33H112ZM120 32V31H119ZM120 32V33H121ZM135 32V33H134ZM139 32V31H138ZM147 31L145 30V33L144 34H147L146 33ZM206 32V31H204ZM212 32V31H211ZM57 33V32H56ZM67 33V32H66ZM75 33H77L75 31ZM74 33V34H75ZM80 33V32H79ZM131 33V36H134L132 35V32ZM149 33V35H150ZM153 33V34H152ZM151 34L154 35L155 33L152 32ZM164 33V31L162 32V34ZM188 33H191V32H188ZM198 33V32H197ZM196 33V34H197ZM58 34V33H57ZM81 34V33H80ZM78 34V35H80ZM87 34V31L86 33ZM102 34V33H100ZM110 34V33H109ZM114 34V33H113ZM112 34V35H113ZM116 34V33H115ZM137 34V33H136ZM158 34V37H159V32L157 33ZM161 34V33H160ZM161 34V35H162ZM196 34H193V31H192V35H196ZM210 34V33H209ZM218 34V33H217ZM222 34V33H220ZM32 35V34H31ZM62 35V34H61ZM69 35L70 37V34H67ZM84 35V34H83ZM82 35V36H83ZM93 35V34H91ZM91 35H88V37H92ZM103 35V34H102ZM117 35V34H116ZM122 35V34H120ZM120 35L118 34V38H120ZM123 35H125L123 33ZM127 36H129L128 34H126ZM125 35V36H126ZM147 35V36H149ZM191 35V36H192ZM199 35V34H197ZM207 35V34H206ZM212 35V33L210 34ZM28 36V35H27ZM26 36V37H27ZM55 36V34H54ZM58 36V35H56ZM60 36V35H59ZM64 36H66L65 34L63 35V38ZM73 36V35H72ZM85 36V35H84ZM83 36V37H84ZM97 36V35H96ZM114 36V35H113ZM112 38H116L117 36L113 37ZM123 37L125 38L126 40V37ZM136 36V35H135ZM145 36V37H147ZM156 35H154L155 37ZM165 37V34L163 35ZM167 36V34H166ZM185 36V37H184ZM189 36V35H188ZM200 36V35H199ZM198 36V39H200ZM217 36V35H216ZM26 37H25V40H26ZM30 37V35L28 36ZM41 37V36H40ZM75 37H76V34H75ZM81 39V35L79 36ZM89 37V38H90ZM144 37V36H143ZM153 37V38H154ZM163 37V38H164ZM169 37V35H168ZM193 37V36H192ZM203 38V36H201ZM215 37V36H214ZM223 37V36H222ZM221 37V40L224 38ZM225 37V38H227ZM43 38V37H42ZM54 38V37H53ZM74 38V37H72ZM71 37L68 38L73 40ZM78 38V37H76ZM75 38V40H76ZM98 39V37H96ZM104 38V37H103ZM106 38V37H105ZM128 38V37H127ZM130 39L134 40V38L132 37H129ZM129 38L127 41H129ZM149 37H147V40H148ZM151 38V37H150ZM152 38V39H153ZM157 38V37H156ZM155 38V39H156ZM167 38V37H166ZM178 39V37H176ZM181 38V39H182ZM190 38V36H189ZM195 38V36H194ZM216 38V37H215ZM29 40V38H27ZM35 38H31V42L29 41L28 42H25L24 44L28 43L29 46L25 47L26 49H24V51L21 53V55H23V53H25L23 55V58H27L29 60V62L31 63L32 65V61H34L36 58L35 56L40 54L38 53L39 49H37V52H36V48L34 50V52L29 51V47H31L32 45H34L35 43L36 44H39V38L38 39V42L34 40ZM61 40V36L59 38ZM58 39V40H59ZM66 39H67V36H66ZM78 39V40H79ZM108 39H111V38H108ZM117 39V38H116ZM137 39V37H136ZM145 39V38H144ZM154 39V41H155ZM159 39V38H158ZM157 39V40H158ZM180 39V40H181ZM204 39V38H203ZM220 39V38H219ZM24 40V41H25ZM45 40V39H44ZM47 40V38H46ZM45 40V41H46ZM53 40V39H52ZM71 40H69L71 42ZM74 40V41H75ZM84 40H85V37H84ZM90 40V39H89ZM99 40V39H98ZM106 40V39H105ZM131 40V41H132ZM143 40V38H142ZM142 40H140V43H143L141 42ZM161 40H162V37H161ZM170 40V38H169ZM168 40L169 43H171L170 41ZM179 40V39H178ZM185 40V39H184ZM188 40V39H186ZM185 40V41H186ZM190 40V39H189ZM197 39L195 38V41ZM207 39L205 38L204 39V42L206 41ZM220 40V41H221ZM22 41V40H21ZM20 41V42H21ZM54 41V40H53ZM55 41H56V37H55ZM64 41V39H63ZM62 41L61 44H64ZM87 41V40H86ZM84 41V43L86 42ZM95 41V40H94ZM103 41V40H102ZM111 42L113 41L110 40ZM120 41V40H119ZM124 40H122L123 42ZM145 41V40H144ZM150 41V40H149ZM147 41V43L149 42ZM152 41V40H151ZM150 41V42H151ZM153 41V42H154ZM166 41V40H165ZM172 41V40H171ZM184 41V42H185ZM192 42V39L190 40ZM193 41V42H195ZM200 43H202L203 40L200 39ZM209 41V40H208ZM215 41V40H214ZM60 42V41H59ZM67 42V41H66ZM69 42V43H70ZM107 42V41H106ZM121 42V41H120ZM117 43L118 44H120ZM130 42V41H129ZM152 42V43H153ZM156 42V41H155ZM164 42V41H163ZM183 41L180 42V46L181 45H185V43L183 42V44H181ZM187 42V41H186ZM192 42V43H193ZM211 43V41H209ZM208 42V44H209ZM222 42V41H221ZM220 42V43H221ZM78 43L75 41V44ZM82 43V42H81ZM83 43V44H84ZM88 43V42H87ZM96 44H98L97 42H95ZM102 43V42H101ZM99 43V45L101 44ZM105 43V42H104ZM127 43V42H126ZM126 43H124L126 45ZM136 43V42H135ZM165 43V42H164ZM179 43V42H178ZM190 43V42H189ZM197 43V42H196ZM195 43V44H196ZM199 43V41H198ZM197 43V44H198ZM217 43V48H218V42ZM226 43V44H227ZM9 44V45H8ZM22 44V42H21ZM35 44V45H36ZM56 44V43H55ZM59 44V43H58ZM109 45V43H106ZM112 44V43H111ZM123 43H121L122 45ZM205 44H207V42H205ZM205 44L203 45V47L205 46ZM207 44V45H208ZM213 43H211L210 45H212ZM222 44V43H221ZM220 44V47H222ZM237 44L239 45V47H237ZM23 45V44H22ZM50 45H51V41H50ZM52 47H54V44L52 43ZM72 45V43H71ZM79 45V43L77 44V46ZM86 45V43L84 44ZM86 49V47H84ZM102 45V44H101ZM101 45H100V48H101ZM116 45V46H117ZM120 45V46H121ZM130 45V44H128ZM150 45V43H148V46ZM154 45V44H152ZM159 48L161 47L160 44H156ZM162 47L163 45L165 44H161ZM179 45V44H178ZM216 44H214L215 46ZM39 46V45H38ZM46 46V45H45ZM59 46V45H58ZM57 46V47H58ZM66 46V45H65ZM68 46V44H67ZM74 46V45H73ZM87 46V45H86ZM95 46V45H94ZM124 46V45H122ZM166 46V45H165ZM171 46L173 47V45L171 44ZM169 46V47H171ZM179 46V47H180ZM199 46V44H198ZM10 48L9 50V53H5L6 49L7 48ZM56 47V46H55ZM64 47V45H63ZM70 47V46H69ZM76 47V46H74ZM80 47V45L78 46ZM118 47V46H117ZM151 47V46H150ZM149 47V49H150ZM155 47V46H154ZM157 47V48H158ZM168 47V46H166ZM171 47V48H172ZM182 47V46H181ZM180 47V48H181ZM196 47V45L194 46ZM200 47V46H199ZM215 47V49H217ZM24 48V47H22ZM38 48V47H37ZM46 49V47H44ZM59 48L61 49L62 48V45L61 47L59 46ZM66 48V47H64ZM63 48V49H64ZM72 48V47H71ZM71 48L69 50H71ZM77 48V47H76ZM81 50H82V47H80ZM79 48V49H80ZM88 48V46H87ZM98 47H94V49L97 50ZM111 48V47H110ZM125 48V46L123 47ZM133 48V46H132ZM176 48V47H175ZM184 48V47H183ZM208 48V46H207ZM121 49V48H119ZM154 49V48H153ZM212 49V47H211ZM210 49V50H211ZM214 49V48H213ZM257 49L255 48V51H257ZM57 50V49H56ZM65 50V49H64ZM68 50V47H67V51L68 53L71 52ZM73 50H78V49H73ZM80 50V51H81ZM87 50V49H86ZM86 50L85 53L86 54ZM113 50V49H112ZM137 50V49H135ZM141 50V49H140ZM156 50V49H155ZM158 52L162 51L160 49H157ZM156 50V52H157ZM169 50V49H168ZM171 50V49H170ZM169 50V51H170ZM175 50V49H174ZM195 50V49H194ZM197 50V48H196ZM195 50V51H196ZM209 50V49H208ZM209 50V51H210ZM52 51H55L52 50ZM63 52V50H60V52ZM66 51V50H65ZM66 51V52H67ZM93 51V50H92ZM95 51V50H94ZM93 51V52H94ZM99 51V49H98ZM98 51H95L98 53ZM125 51H128L129 50L125 49ZM154 51V50H153ZM165 51V50H164ZM179 51V50H178ZM177 51V55L174 56L173 53L170 54L171 57L174 56L175 58L179 57L178 56V52ZM187 51V50H186ZM41 52V51H40ZM57 52V51H56ZM59 52V53H60ZM61 52V53H62ZM77 51H75L76 53ZM93 52L91 54H93ZM117 52V51H116ZM115 52V53H116ZM121 52V51H120ZM119 52V53H120ZM155 52V53H156ZM171 52V51H170ZM181 52H185L182 51ZM188 52V51H187ZM213 52V51H212ZM251 51H249L250 53ZM44 55H45V52H43ZM90 53V52H89ZM95 53V54H97ZM114 53V52H113ZM112 53V55H113ZM133 53V52H132ZM140 53H142V51H140ZM145 53V52H144ZM161 53L160 52V57H161ZM167 53V52H165ZM196 53V52H195ZM194 53V54H195ZM203 53V52H202ZM246 53V52H245ZM56 54V53H54ZM65 56L67 57L66 53H64ZM72 54V53H71ZM77 54V53H76ZM81 54V52H80ZM85 54H83L85 56ZM100 54V52H99ZM157 54V53H156ZM168 54V53H167ZM166 54V55H167ZM188 54V53H187ZM59 55V54H58ZM56 55V56H58ZM62 55V54H61ZM70 55V54H69ZM68 55V56H69ZM121 55V54H120ZM186 55V54H185ZM198 55H201V54H198ZM196 55V57L198 56ZM244 55V54H243ZM251 55V54H250ZM249 55V57H251ZM42 56V55H41ZM55 56V57H56ZM73 56V55H70V57ZM77 56H79L80 58V55L77 54ZM82 56V54H81ZM90 56V54H89ZM97 56V55H95ZM127 56H128V53H127ZM130 56V55H129ZM146 56V55H145ZM144 56V57H145ZM153 56V55H152ZM150 56V57H152ZM164 56V55H163ZM182 56L184 57V54H182ZM182 56L179 58V61L180 59L182 58ZM208 56V58H209ZM256 56L254 57L255 59L254 60H257L256 59ZM60 57V55H59ZM83 57V56H82ZM81 57V59H82ZM170 57V58H171ZM191 57V55H190ZM58 58V57H57ZM76 58V57H75ZM91 58V57H89ZM97 58V57H96ZM138 58V56H137ZM173 58V57H172ZM187 58V56H186ZM184 57V59H186ZM189 58V57H188ZM199 58V56H198ZM248 58V56H247ZM50 59V58H49ZM52 59V57H51ZM54 59V58H53ZM60 59V58H59ZM67 59V58H66ZM71 59V58H70ZM73 59V58H72ZM71 59V60H72ZM84 59V58H83ZM87 60V58H85ZM94 59V58H93ZM112 59V58H111ZM114 59V58H113ZM117 59V58H116ZM132 59V58H131ZM166 60H168V57L165 58ZM178 59V58H177ZM176 59V60H177ZM190 59V58H189ZM200 59V58H199ZM198 59V61H199ZM251 59V58H250ZM249 59V60H250ZM65 60V59H64ZM74 60V59H73ZM90 60V59H89ZM88 60V61H89ZM92 60V59H91ZM133 60V59H132ZM146 59H144L143 61H145ZM149 60V59H148ZM155 60H158V59H155ZM164 60V58H163ZM171 60V59H170ZM187 60V59H186ZM203 60V59H202ZM253 60V59H252ZM251 60V61H252ZM87 61V62H88ZM103 61V60H102ZM109 61V60H107ZM112 61V60H111ZM134 61V60H133ZM174 61V60H173ZM171 61V62H173ZM185 61V60H184ZM191 61L192 58H191ZM51 62V61H50ZM54 62H55V59H54ZM70 62V63H69ZM69 64H74L76 63L75 60H74V63L71 62L69 60ZM80 62V61H79ZM83 62V61H82ZM90 62V61H89ZM92 62V61H91ZM95 62V60H94ZM94 62H92V64L94 65ZM104 62V61H103ZM121 62H123L121 60ZM132 62V61H131ZM136 62H138L136 60ZM163 62V61H162ZM170 62V61H169ZM188 64H190V61L188 60ZM204 62V61H202ZM206 62V60H205ZM260 62V63H261ZM28 63V62H27ZM36 63V62H35ZM106 63V62H105ZM108 63V62H107ZM106 63V64H107ZM114 63V61L112 62ZM111 63V64H112ZM128 63V61H127ZM145 63V62H144ZM151 63V61H150ZM163 63H166L163 62ZM168 63V62H167ZM182 63H184L182 61ZM200 63V62H199ZM247 64L249 63L246 62ZM249 63V64H250ZM29 64V63H28ZM34 64V63H33ZM61 64V63H60ZM88 64V63H86ZM110 64V63H109ZM131 64V63H130ZM129 64V65H130ZM133 64V62H132ZM146 64V63H145ZM172 64V63H171ZM170 64V65H171ZM185 64H187V62H185ZM198 64V63H197ZM248 64V65H249ZM262 64V63H261ZM36 65V64H35ZM59 65V64H58ZM64 65V64H63ZM76 65V64H75ZM81 65V63H79L77 66ZM83 65V64H82ZM89 65V64H88ZM87 65V68L89 67ZM91 65V63H90ZM93 65H92V69L91 71L86 69V73L87 71H89V73H87L86 75H84L83 77V80L81 79L82 82H79L77 83L76 80L75 82L81 87V89H83L84 91V87H88L89 88V85L90 83L94 82V85H96V81H94L95 79V76L98 73V70L97 67L95 69H93ZM103 64H101L102 66ZM115 65V64H113ZM125 65V64H124ZM138 65V63H136V66ZM144 65V64H143ZM153 65V64H152ZM164 65V64H162ZM247 65V66H248ZM37 66V65H36ZM51 66V65H50ZM53 66V65H52ZM60 66V65H59ZM58 66V67H59ZM112 66V65H111ZM131 66V65H130ZM142 66V65H141ZM159 66V65H158ZM161 66V65H160ZM166 66V64H165ZM177 66V65H176ZM186 66V65H185ZM202 63H201V67H202ZM17 67V66H16ZM42 67V66H41ZM55 67V66H54ZM83 67V66H82ZM91 67V66H90ZM107 67H109V65H107ZM118 67V65H117ZM129 67V66H128ZM133 67H135V64L133 65ZM149 67H152L150 64H149ZM166 67H169V64L168 66ZM172 67V65H171ZM171 67L169 70H171ZM188 67V66H187ZM186 67V68H187ZM192 67V66H191ZM206 67V66H205ZM204 67V68H205ZM36 68V67H35ZM53 68V67H51ZM57 68V67H56ZM55 68V69H56ZM66 68V69H65ZM63 67L61 68V70H64L65 69V73H66V70L68 71L67 69V66L66 67ZM69 68V67H68ZM71 68V67H70ZM72 68H73V71H74V67L72 65ZM100 68V67H98ZM104 68V67H102ZM115 68V67H114ZM120 68V67H119ZM122 68V67H121ZM129 68H132V67H129ZM137 68V67H136ZM165 68V67H164ZM163 70L162 71H165L166 70ZM182 68V67H181ZM180 68V70H181ZM197 68H198V65H197ZM217 68V67H216ZM38 69V68H37ZM54 69V68H53ZM80 69V68H79ZM101 69V68H100ZM109 69V68H108ZM116 69V68H115ZM122 69H125V68H122ZM120 69V70H122ZM127 69V68H126ZM125 69V71H126ZM134 69V68H133ZM132 69V70H133ZM142 69L143 66H142ZM153 69L155 70L154 66H153ZM159 69V67L157 68ZM168 69V68H167ZM176 69V67L174 68ZM173 69V70H174ZM185 69V67H184ZM183 69V70H184ZM190 69V68H188ZM203 69V68H202ZM206 69L208 70V68L206 67ZM205 69V70H206ZM39 70V69H38ZM37 70V71H38ZM42 70V68H41ZM40 70V72H37L35 74H33V80L31 82L34 83L33 85L37 84L34 89V91L36 90V95L34 93V96L36 97H40L43 96L44 97V94L45 96L47 97L48 93H44V92H47L50 91L52 92V89H51V86L55 87L56 86H59L57 84H54V80L52 79L53 75H51V78L49 76L46 75L45 73V77L43 75L40 76V73H42ZM78 70V68H77ZM93 70V71H92ZM131 70V71H132ZM144 70H147V69H144ZM150 70V69H149ZM149 70L147 71L148 75L150 72L153 73V70L149 72ZM172 70V71H173ZM192 71V68L190 69ZM206 70V73L204 74L205 77H206V74H208V71ZM26 71V72H25ZM55 71V70H53ZM57 71V70H56ZM71 71V69H70ZM119 71V70H117ZM116 71V72H117ZM127 71L130 72V70L128 69ZM136 71V70H134ZM159 71V70H157ZM156 71V72H157ZM168 71V70H167ZM176 75L178 73H176L177 69L174 70ZM189 71V70H188ZM194 71V69H193ZM192 71V72H193ZM45 71L43 70V73ZM51 72V70L49 71V73ZM57 72H61L58 71ZM77 72V71H75ZM115 72V73H116ZM140 72V70L138 71ZM144 72V71H143ZM142 72V73H143ZM187 72V71H186ZM216 72L217 71H213ZM70 73V72H69ZM79 73V72H78ZM77 75H80L78 74ZM84 73V72H83ZM102 73V71L100 72V74ZM104 73V72H103ZM102 73V74H103ZM111 74V72L108 71V74ZM141 73V72H140ZM168 73V72H166ZM170 74H173L169 71ZM1 74V73H0ZM54 74V72H53ZM68 74V73H67ZM71 74V73H70ZM100 74L97 75L100 77ZM101 74V76H102ZM106 74V72H105ZM114 73H112L113 75ZM125 75V72L123 73ZM127 74V73H126ZM131 74V73H130ZM136 75V73H134ZM161 74V73H159ZM158 74V75H159ZM202 74V73H201ZM200 74V75H201ZM211 74V73H210ZM214 74V73H212ZM214 74V75H215ZM262 74V73H261ZM264 74V73H263ZM62 75V73H61ZM60 75V76H61ZM72 75H73V72H72ZM76 75V73H75ZM74 75V77H75ZM77 75H76V78H77ZM104 75V74H103ZM119 75V74H118ZM122 75V73L120 74ZM129 76V74H127ZM127 75H125L126 77H128ZM132 75V74H131ZM135 75H132V76H135ZM147 75V74H146ZM157 75V73H156ZM157 77L155 76L157 79ZM169 75V74H168ZM168 75H167V78H168ZM179 75V74H178ZM177 75V77H178ZM56 76L59 77V75L57 74ZM71 76V75H69ZM67 76V77H69ZM132 76L131 79L133 78ZM140 76H143V74H139V76H137V79L140 77ZM145 76V75H144ZM152 76V74H151ZM151 76L149 78V76H147L148 79H151ZM170 76V75H169ZM199 76V75H198ZM208 76V75H207ZM215 76V77H216ZM254 76L255 78L258 80L255 81L254 79ZM264 76V75H263ZM42 77V78H41ZM109 77V76H108ZM121 77V76H120ZM124 77V76H123ZM146 77V76H145ZM172 77V75H171ZM171 77H170V81H171ZM174 77V76H173ZM194 77H196V75L194 74ZM212 77V76H210ZM214 77V76H213ZM212 77V78H213ZM73 78V76H72ZM106 78H107V75H106ZM129 78V77H128ZM135 78V77H134ZM143 77H141L142 79ZM153 78V77H152ZM162 78V76H161ZM175 78V77H174ZM200 78V77H199ZM201 78H203L201 76ZM264 78V77H263ZM16 79V80H17ZM75 79V78H73ZM99 79V78H98ZM101 79H103V76L101 77ZM100 79V80H101ZM108 79V78H107ZM145 78H143L144 80ZM155 79V78H154ZM193 79V78H192ZM196 79V78H195ZM207 79V78H206ZM12 80V79H11ZM29 80V79H28ZM58 80V79H57ZM59 83H62V84H65L66 83H69V80L66 78L65 79V76L62 77V78H59ZM80 80V78H79ZM110 80V78H109ZM109 80H104L106 83V81H109ZM142 80V81H143ZM149 80V81H150ZM160 80V79H159ZM163 80V78H162ZM178 80V79H176ZM176 80H172V81H175V83L173 82V84H176ZM186 80V79H185ZM211 80V79H210ZM215 80V79H214ZM85 81V82H84ZM102 81V80H101ZM101 81H98V82H101ZM133 82V80H131ZM142 81H141V84L140 86L142 85ZM147 81V79L145 80ZM154 83H155V80H153ZM169 81V82H170ZM188 81V80H187ZM192 81V80H191ZM189 81V82H191ZM261 81V80H260ZM74 82V81H72ZM75 82L73 83V85L75 84ZM140 82V81H139ZM162 82V84L160 83ZM159 83L163 86L165 84L166 81H164V84H163V81H160ZM179 82V81H178ZM178 82L176 85H178ZM188 82V83H189ZM193 82L196 83V81L194 80ZM201 82V81H199ZM198 82V83H199ZM212 82V81H211ZM25 83V82H24ZM58 83V81H57ZM82 83V84H80ZM103 82H101L102 84ZM111 83V84H112ZM158 82H156L157 84ZM168 83V82H167ZM187 83V82H186ZM184 82V84H186ZM12 84V83H11ZM30 84V83H29ZM54 84V85H53ZM75 84V85H77ZM148 84V82H147ZM181 86H183L182 82L180 83ZM191 84V83H190ZM212 84V83H211ZM77 85V86H78ZM93 85V86H94ZM108 85V83H107ZM131 85H133V83H131ZM149 85V84H148ZM150 85L152 86V83H150ZM155 85V84H154ZM160 85V86H161ZM189 85V84H188ZM188 85H184V87H188ZM38 86V87H37ZM68 86V85H67ZM93 86H90L91 88H93ZM144 86V85H143ZM157 86V85H156ZM159 86V85H158ZM158 86L156 88H158ZM162 86L160 87L162 91L166 90L164 88H162ZM32 87V86H31ZM60 87V86H59ZM57 87V88H59ZM99 87V86H98ZM102 86H100L101 88ZM145 88H147L148 86L145 85L144 86ZM143 87V88H144ZM153 87V86H152ZM155 87V86H154ZM168 87V86H167ZM193 89V87H195V85L192 86H189V88ZM211 87V88H210ZM216 87H214V89H217ZM14 88V87H13ZM63 88V87H61ZM75 88V86H74ZM74 88H72L71 90H73ZM85 88V89H86ZM90 88V89H91ZM141 87H138L137 88V96H136V101H141L140 99H143L142 96L144 94L141 93L143 90L141 89ZM150 88V87H148ZM147 88V89H148ZM155 88V89H156ZM159 88V89H160ZM170 88V87H169ZM188 88V90H190ZM64 90H66L65 88H63ZM61 89V90H63ZM103 89V88H102ZM136 89V88H135ZM152 89V88H151ZM154 89V90H155ZM158 89V90H159ZM187 89V88H186ZM213 89V90H214ZM29 90V89H28ZM27 90V91H28ZM76 90V88L74 89ZM96 90V88H95ZM98 90V88H97ZM172 90V89H171ZM196 90V89H195ZM195 90H192V91H195ZM34 91H30V92H34ZM43 91V92H42ZM57 91L60 92V89H58ZM82 91V90H81ZM88 91H91L88 89ZM149 91V89L147 90ZM160 91V90H159ZM167 91V90H166ZM169 91V89H168ZM206 91H208L207 93H205ZM211 91V93H210ZM14 92V93H15ZM63 92V91H61ZM66 92V91H65ZM77 92V91H76ZM93 92V91H92ZM153 91L150 92V96L152 94ZM157 92V91H156ZM161 92H159L158 94H160ZM172 92V91H171ZM171 92L169 91V93L171 94ZM197 92V91H195ZM213 92V93H212ZM22 93V95H21ZM40 93V94H39ZM73 93V91H72ZM88 93V92H87ZM149 93V92H148ZM163 93V92H162ZM182 93L183 95V91L180 92ZM179 93V94H180ZM187 93V91H186ZM185 93V94H186ZM26 96H25V95ZM30 94V93H29ZM32 94V93H31ZM39 94V96H38ZM62 94V93H60ZM76 94H79V93H76ZM147 93H145L146 95ZM155 95V92L153 93ZM157 94V93H156ZM176 96H179L177 95V92L175 93ZM189 94V93H188ZM198 94V95H197ZM210 94V95H209ZM13 95V94H12ZM11 95V96H12ZM66 94H64L65 96ZM67 95H69V93H67ZM148 95V94H147ZM146 95V96H147ZM172 96H174L173 94H171ZM20 96H22L20 98ZM28 96H32V95H28ZM78 96V95H77ZM160 96V95H159ZM159 96H158V99H159ZM163 95L161 94V97ZM165 96L167 95H164V98H166ZM169 96V95H168ZM170 96V97H172ZM12 97V100L13 98ZM30 97H28V99H30ZM56 97V96H55ZM69 97V96H67ZM70 97L71 94H70ZM154 97V96H152ZM151 97V98H152ZM156 97V95H155ZM182 97H186L185 96H182ZM181 96L178 97V98H174L175 100L179 99L180 101V98L181 100L184 99L182 98ZM194 97V96H193ZM52 98V97H51ZM54 98V97H53ZM77 98V97H76ZM140 98V99H139ZM148 98V96H147ZM157 98V97H156ZM155 99V101L152 99V102H156L157 100ZM168 98V97H167ZM166 98V99H167ZM173 98H171V101L170 99L168 98V100L164 99L165 103L168 101L170 105H172V102L174 101ZM187 98H190V96ZM21 99V100H20ZM34 99V98H33ZM32 99V100H33ZM42 99V98H41ZM48 99V97H47ZM57 99V98H55ZM62 99V97H61ZM66 99V98H65ZM81 99H84V101H81ZM163 99V98H162ZM50 100V98H49ZM59 100V103H58V107H59V104L61 103L60 99ZM161 100V99H160ZM185 100V99H184ZM188 100V99H187ZM29 101V100H28ZM45 101V100H44ZM162 101V100H161ZM162 101V104L163 102ZM178 101V100H177ZM178 101V102H179ZM183 101V100H182ZM13 102V101H11ZM32 102V101H31ZM43 102V100H42ZM49 102H52L53 101H49ZM55 102V101H54ZM73 102V101H71ZM71 102H70V106H71ZM36 104H39L37 102H35ZM90 103V104H89ZM145 103V102H144ZM159 103V102H158ZM158 103H156L158 105ZM177 103V102H176ZM26 104V103H25ZM29 104L30 101H29ZM33 104V103H32ZM32 104H31V107H32ZM43 104V103H42ZM62 104V103H61ZM67 104V102H66ZM155 105V103H153ZM153 104L151 105L153 107ZM161 104V105H162ZM168 104V103H167ZM167 104H165L167 106ZM174 104V102H173ZM57 105V104H56ZM65 105V103H64ZM68 105H69V102H68ZM67 105V106H68ZM150 105V104H149ZM148 103H147V106H149ZM156 105V106H157ZM176 105V104H175ZM179 105V106H180ZM24 106V105H23ZM54 106V105H53ZM61 106V105H60ZM146 106V105H145ZM163 106V105H162ZM161 106V107H162ZM174 106V105H173ZM173 106L170 107L169 109V113L168 115L170 116L171 115V118L173 119H178L176 121H179V122H183V119L184 122L183 123H186L189 119V117L187 118L186 116H182L180 111H178V109L174 108ZM28 107V106H27ZM34 107V106H33ZM37 107V106H35ZM34 107V108H35ZM57 107V106H56ZM139 107V110H142L140 109L141 107ZM150 107V106H149ZM151 107V108H152ZM159 108V106L157 107L158 109H162V108ZM173 107V108H172ZM180 107V108H181ZM43 108V107H42ZM54 108V107H53ZM52 108V109H53ZM146 108V107H145ZM157 108L156 111L158 110ZM166 108V107H164ZM168 108V106H167ZM166 108V109H167ZM26 109V108H25ZM47 109V108H46ZM57 108H55L54 110H56ZM165 109V110H166ZM39 110V108H38ZM41 110V109H40ZM62 110V109H61ZM230 110V111H229ZM20 111V112H19ZM52 111V110H51ZM59 111V110H58ZM146 111V110H145ZM155 111V110H154ZM185 111V110H184ZM22 112H24V109H22ZM31 112V110H30ZM28 111V113H30ZM38 111H36L35 113L37 114ZM57 112V110H56ZM138 112V111H137ZM147 112V111H146ZM158 112H162V111H158ZM164 112V110H163ZM162 112V113H163ZM34 113V114H35ZM53 113V112H52ZM153 114V112H151ZM166 113V115H167ZM186 112H183V114H185ZM19 114V115H18ZM21 114V115H20ZM33 116H37V115H34ZM155 114V112H154ZM159 114V113H158ZM190 114V116H191ZM29 115V114H28ZM42 115V114H40ZM147 117H146V116ZM149 115V116H148ZM165 115V117H166ZM22 116V117H21ZM135 116V117H134ZM162 116V114H161ZM167 116V117H169ZM200 116V117H199ZM24 118H28V120L32 121V122H35V123H32V122H27ZM166 117V118H167ZM43 118V116H42ZM47 118V117H46ZM156 118H157V115H156ZM164 118V117H163ZM164 118V119H166ZM170 118V117H169ZM187 118V119H186ZM194 118V117H193ZM199 118H201L199 120ZM44 119V118H43ZM160 120V119H159ZM187 120V121H186ZM192 120V119H191ZM190 120V121H191ZM194 120V119H193ZM192 120V121H193ZM39 121V120H38ZM156 121V120H155ZM163 121V122H162ZM162 123L164 124V120L162 119ZM166 121V120H165ZM175 121V120H174ZM174 121H172V126H173V129H174ZM186 121V122H185ZM195 121V120H194ZM103 122V123H102ZM159 122V121H158ZM168 121H166L167 123ZM169 122H171V119H169ZM189 122V121H188ZM246 122V123H244ZM32 123V124H31ZM153 123V122H152ZM161 123V124H162ZM165 123V124H166ZM190 123V122H189ZM187 123V124H189ZM198 123V122H197ZM29 124V125H28ZM158 124V123H157ZM156 124V125H157ZM164 124V125H165ZM171 124V123H170ZM179 123H177V126H178ZM195 124V122H194ZM160 125V124H159ZM169 125V124H167ZM185 125V124H184ZM183 125V126H184ZM199 125V124H197ZM158 126V125H157ZM156 126V127H157ZM162 126V125H161ZM181 126V129H182V123L179 125V127ZM202 127L204 125H201ZM151 127V126H150ZM155 127V125H154ZM155 127V128H156ZM165 126H163L162 128H164ZM170 127V126H169ZM186 127V126H184ZM188 127V126H187ZM186 127V128H187ZM197 127H200V126H197ZM197 127L194 128V130L196 129L197 130ZM207 127V128H208ZM160 128V127H159ZM166 128H168V126H166ZM165 128V129H166ZM177 128V127H176ZM175 128V129H176ZM206 128V126L204 127ZM209 128L207 129V131H209ZM36 129L38 131H44L46 133H48V137H50V139H54V138H57L55 139V143L54 145L51 144V146L47 147V145L45 146V144H42V146L38 145L39 143L36 142V132H33V130L36 131ZM54 129V131H53ZM146 129V128H145ZM157 129V128H156ZM155 129V130H156ZM179 130V128H177ZM181 129H180V132H181ZM199 129V128H198ZM202 129V128H201ZM4 128L1 124V121H0V144L3 146V147H6L5 149L7 150L8 148L10 147H13L15 146V144L23 137L22 134H17V136H11L9 135L8 133L4 132ZM152 130H153V125H152ZM154 130V131H155ZM162 130V129H160ZM158 129V131H160ZM188 130V129H187ZM186 130V131H187ZM193 130V128H192ZM200 130V129H199ZM205 130V129H204ZM214 130V132H213ZM53 131V132H52ZM190 131V129H189ZM198 131V130H197ZM196 131V132H197ZM165 132V131H164ZM168 132V130H167ZM185 132V131H184ZM192 132V131H191ZM190 132V134H191ZM196 132H195V135H196ZM201 132H203V130H201ZM206 132V131H204ZM260 132V133H259ZM154 133V132H153ZM158 134L161 133V132H157ZM188 133V132H187ZM254 133H257L259 134V136H257L256 134ZM77 134V136H76ZM150 134V133H149ZM174 134V133H173ZM177 134V133H176ZM189 134V133H188ZM187 134V135H188ZM193 134V133H192ZM199 134V133H198ZM161 135H156L158 136V139ZM181 135V133H180ZM179 135V136H180ZM186 135V136H187ZM194 135V134H193ZM201 135V133H200ZM151 136V135H150ZM178 136V135H177ZM184 138H185V135H183ZM192 136V135H191ZM199 136V135H198ZM140 137V138H138ZM154 137V135L152 136ZM173 137V138H172ZM157 138V137H156ZM155 138V139H156ZM263 138V139H262ZM48 139V141L50 140ZM160 139H163L160 137ZM174 139V140H173ZM196 139H197V136H196ZM135 141V142H134ZM161 141V140H160ZM182 141V140H180ZM183 142V141H182ZM196 142V141H194ZM191 143H193L194 147L190 150L187 151V149L189 147H191ZM41 144V143H40ZM185 145H187V147H185ZM42 147V148H40ZM60 147V149H58ZM192 150V151H191ZM186 151V152H185ZM113 153V152H124L125 154H131V156L134 154V155H137L139 157H141L142 159H140V162L139 164H137L136 166L135 165H131L128 161L125 162L124 160L122 161L120 158H117L115 156H109L107 158H104V159H101L99 161H86L84 164L82 165H79L78 167L76 168H73V170L69 171V172H66L64 174H61V175H55L54 173H47V172H41L40 174L36 175L34 178L31 177L30 180H26L32 173L34 167L38 164V161L42 158V161H44L45 163H59L61 165L63 164H66V161L70 162V161H74V160H77V159H81V158H90V159H93V158H96L98 155L100 154H103V153ZM145 152V153H144ZM178 152V153H176ZM173 153H176L178 155H180L179 153H181V155H183L185 153V157L183 158H180V159H177V161H173L174 157H172ZM115 154V153H113ZM174 154V155H176ZM177 155V156H178ZM173 159V160H172ZM72 166V165H71ZM101 169H100V168ZM69 168V167H67ZM27 181V182H26ZM32 181L34 182L36 185H40L39 186V191L42 192V193H45V195H27L26 194H29V186H28V183ZM28 192V193H27ZM31 192V191H30ZM29 209H34L35 210V213H34V217L32 219V221L29 223L28 222V210ZM255 210H260V211H263V214L262 215H257V216H254L252 215V212L255 211ZM19 212L21 213V216H20V220L18 221L17 224H14V223H10L9 220L11 216H13L14 214H19ZM31 213V212H30ZM32 214V213H31ZM30 214V215H31ZM263 220V221H262ZM264 207H261V208H250L249 212H248V216H247V220H246V226L248 225V227L250 228L248 231H246V233H244V236L242 237V243L244 244V246L246 247V249L244 250V254H243V264H264V252H261L259 251L257 248H255V244H258V243H261L263 246H264ZM14 224V225H13ZM246 226L244 225V227L246 228ZM78 230V231H77ZM79 231H81V228L79 226H76L74 228H71L69 233H78ZM70 237V235L68 236V238ZM67 238V242H64L62 244H58V245H63V246H66V244L68 243V239ZM248 243V244H247ZM117 245V244H116ZM115 245V246H116ZM244 247V248H245ZM249 260V262H248Z\"/></svg>", "mask_w": 264, "mask_h": 264}, {"label": "water", "instance_id": "obj_3", "mask_svg": "<svg viewBox=\"0 0 264 264\" xmlns=\"http://www.w3.org/2000/svg\"><path fill=\"white\" fill-rule=\"evenodd\" d=\"M9 45V44H8ZM10 48L8 47L5 51V53H9ZM34 84V83H33ZM35 84L34 86H36ZM0 121L5 129L4 132L8 133L11 136H17V134H22V138L15 144V146L5 149L6 147H3L0 144V176L11 169L15 163V160H17L18 156L25 155L29 151L35 148L34 141L32 140L33 135H26L21 133L22 129V122L16 125H12L8 123L5 118H3L0 114Z\"/></svg>", "mask_w": 264, "mask_h": 264}, {"label": "snow or ice", "instance_id": "obj_4", "mask_svg": "<svg viewBox=\"0 0 264 264\" xmlns=\"http://www.w3.org/2000/svg\"><path fill=\"white\" fill-rule=\"evenodd\" d=\"M208 4L209 5H214L215 4V0H208ZM249 54L246 53L244 56L242 57H239L236 62L232 63L231 64V69L234 70V71H241L242 68L240 67L242 64L246 63L247 61V56ZM261 135H264V133H261ZM261 163H264V154H262V159H261ZM80 228H83L84 225L83 224H80L79 225ZM78 231V230H77ZM106 231V229H105ZM179 233H176V235H178ZM69 235H73V233H69ZM63 242H67V238L65 237L64 238V241ZM116 247H119V245H116ZM156 264H161L160 261H157Z\"/></svg>", "mask_w": 264, "mask_h": 264}]
</instances>
